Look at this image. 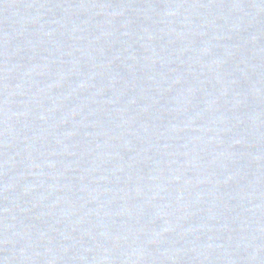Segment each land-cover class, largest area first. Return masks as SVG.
<instances>
[{"label":"water","instance_id":"water-1","mask_svg":"<svg viewBox=\"0 0 264 264\" xmlns=\"http://www.w3.org/2000/svg\"><path fill=\"white\" fill-rule=\"evenodd\" d=\"M0 264H264V0H0Z\"/></svg>","mask_w":264,"mask_h":264}]
</instances>
